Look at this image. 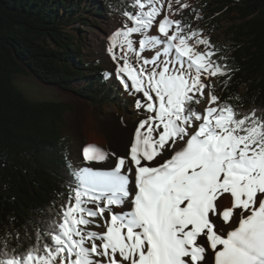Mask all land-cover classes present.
Instances as JSON below:
<instances>
[{
	"label": "snow or ice",
	"instance_id": "1",
	"mask_svg": "<svg viewBox=\"0 0 264 264\" xmlns=\"http://www.w3.org/2000/svg\"><path fill=\"white\" fill-rule=\"evenodd\" d=\"M173 2L188 7L134 0L107 41L105 75L145 113L130 151L108 172L77 170L50 243L0 252V264H264V117L237 118L206 91L226 69L202 32L170 18ZM82 155L110 154L87 145Z\"/></svg>",
	"mask_w": 264,
	"mask_h": 264
},
{
	"label": "trees",
	"instance_id": "2",
	"mask_svg": "<svg viewBox=\"0 0 264 264\" xmlns=\"http://www.w3.org/2000/svg\"><path fill=\"white\" fill-rule=\"evenodd\" d=\"M196 1L214 47L212 59L226 69L210 90L237 118L253 111L264 117V0ZM133 3L0 0V252L20 254L50 243L49 233L78 184L71 140L61 131L71 107L57 100L31 101L15 77L32 72L92 104L114 102L116 87L104 79L103 67L83 58L82 27L97 14L129 12ZM180 21L185 33L191 30L189 15ZM221 34L224 44L218 41Z\"/></svg>",
	"mask_w": 264,
	"mask_h": 264
},
{
	"label": "rangeland",
	"instance_id": "3",
	"mask_svg": "<svg viewBox=\"0 0 264 264\" xmlns=\"http://www.w3.org/2000/svg\"><path fill=\"white\" fill-rule=\"evenodd\" d=\"M182 3L187 4L188 7L177 12L175 11L176 5L173 2V12L170 16L171 19L180 20L185 15H189L192 19L191 21V30H196L202 32V35L207 38V32L203 29L201 24V19L198 12V2L196 0H181ZM136 9L132 6L129 12H134ZM163 10L165 14H168V4L167 2L163 5ZM191 12V14H190ZM122 14L119 12H110L103 13L102 15H94L92 17V22L89 20L86 25H83V29L86 30L84 33V47L83 58L86 61L96 62L103 67L104 79L112 83L116 87L115 93L118 95V99L114 102H109L107 104H92L88 99L80 97L71 90H63L60 87L52 84H46L45 82L37 79L32 72L28 74L16 76L15 83L20 91H22L25 96L31 101H40V100H57L69 104L71 107L70 110L66 111L64 114L63 123L61 125V131L63 135H66L70 138L71 142L69 145V158L71 161V166L73 171L82 169L84 172H87L90 168L100 172H108L115 167V162L118 157H123L120 155L118 157H113L109 155V159L103 162H88L83 159L82 149L87 145H95L100 147L103 151L107 152L101 144L96 142L88 143L83 140H79L75 136V129L72 123L70 122L71 115L76 113L77 105L80 99H84L88 102L90 107L98 106L100 111L105 118L112 117V113L107 110L111 105H114L119 113L123 116L124 122L132 127L135 130V126L138 124L140 119L145 118V113L137 109L134 104L133 97L128 94L123 86L120 84L119 80L115 76H106L107 72H114V64L110 59V56L106 53L105 49L107 47V41L109 36L117 29H119L124 22L122 19ZM155 27L151 30V34H155ZM218 41L222 44L226 43V37L221 34ZM211 50L213 51L214 47L212 45ZM200 50H203V46H198ZM215 80V77L210 78L207 81L209 88L206 91L210 90V84ZM80 83H76V87ZM243 89V88H242ZM211 91V90H210ZM207 106L206 101L201 98V103L199 105H194L197 108H204ZM108 111V112H107ZM93 141V140H92ZM108 153V152H107ZM129 187L132 188L134 185L130 182ZM72 196V195H71ZM98 224H103L102 220H97ZM89 229L96 231H103V228H96L95 225H89Z\"/></svg>",
	"mask_w": 264,
	"mask_h": 264
},
{
	"label": "bare ground",
	"instance_id": "4",
	"mask_svg": "<svg viewBox=\"0 0 264 264\" xmlns=\"http://www.w3.org/2000/svg\"><path fill=\"white\" fill-rule=\"evenodd\" d=\"M107 110L112 113V117H103L98 106L90 107L86 100L80 99L76 113L70 119L75 136L83 142L101 144L114 158L120 155L125 157L130 151L129 141L134 138L135 130L124 122L123 116L114 105Z\"/></svg>",
	"mask_w": 264,
	"mask_h": 264
},
{
	"label": "water",
	"instance_id": "5",
	"mask_svg": "<svg viewBox=\"0 0 264 264\" xmlns=\"http://www.w3.org/2000/svg\"><path fill=\"white\" fill-rule=\"evenodd\" d=\"M37 79H39L37 76H35ZM40 80V79H39ZM42 81V80H41Z\"/></svg>",
	"mask_w": 264,
	"mask_h": 264
}]
</instances>
